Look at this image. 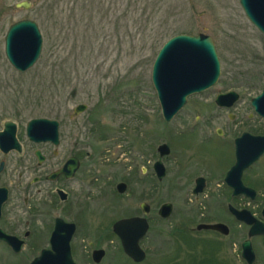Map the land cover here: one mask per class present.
Returning <instances> with one entry per match:
<instances>
[{"label": "rangeland", "instance_id": "rangeland-1", "mask_svg": "<svg viewBox=\"0 0 264 264\" xmlns=\"http://www.w3.org/2000/svg\"><path fill=\"white\" fill-rule=\"evenodd\" d=\"M22 2L27 9L16 7ZM0 12V122L15 116L56 119L62 124L59 158L71 147L82 158L73 188L85 217L74 240L75 260L93 264L90 255L99 248L105 252L99 264H134L112 226L141 216L139 206L146 203L150 229L140 243L146 253L140 264H244L239 243L245 231L226 214L223 197L192 194L194 179L208 168L204 164L226 158L214 135L228 128L227 113L212 105L214 95L229 89L242 94L232 113L244 118L249 98L264 90V36L239 1L3 0ZM22 19L37 23L42 35L41 55L25 73L7 65L2 43L8 26ZM179 34L211 37L221 73L204 96L188 100L163 123L151 68L160 47ZM82 104L87 111L74 118L73 110ZM193 124L196 131H188ZM205 130L212 140L204 139ZM145 142L171 149L161 183L142 173L149 167ZM119 182L128 185L121 196L115 190ZM165 203L173 212L161 220L157 210ZM218 222L230 228L229 236L195 230ZM256 248L255 264H264L262 241Z\"/></svg>", "mask_w": 264, "mask_h": 264}, {"label": "flooded vegetation", "instance_id": "flooded-vegetation-1", "mask_svg": "<svg viewBox=\"0 0 264 264\" xmlns=\"http://www.w3.org/2000/svg\"><path fill=\"white\" fill-rule=\"evenodd\" d=\"M2 1L0 0V3ZM3 19L2 12H0V32L4 25ZM24 20L30 21L29 19L19 21ZM14 23H11L8 29ZM8 29L2 37L3 52ZM6 61L7 65L14 69L7 59ZM207 91L191 96L188 100L204 96ZM228 93H235L236 101L225 106L231 103L232 99L230 98L225 100L224 104L217 105L218 95ZM256 97L258 95L249 98L247 108L250 113L243 118L232 113L242 102V94L229 89L214 95L211 101L212 105L220 112L227 113L224 117L228 119L226 125L228 128L223 131L219 130L214 135L217 147L222 149L226 158L220 163H218L220 160H215L204 164L208 168L203 173H199L192 186V194L195 198L210 193L221 195L223 197L222 206L226 214L237 223L239 228L244 229V237L239 243L241 261H243L241 256L244 242H250L255 257L257 241H262V246H264V234L249 238L251 225L245 221L249 219L252 225L258 223L264 227V139H261L264 138V117L260 116L252 106V100ZM86 111L87 108L78 114H83ZM78 114L74 109L73 117L76 118ZM41 119L48 121L41 125L49 130L51 138L47 141L36 142L28 136V125L33 120ZM211 119L213 118L207 117V121ZM52 122L57 124V143L52 140L54 131ZM41 125H35L33 128L36 129V126L41 128ZM61 126L60 121L48 117L25 121L21 117L15 116L12 119L5 118L0 122V264H34L37 258L39 259L43 254L51 251L53 238L56 243L59 240L60 242L67 240L68 225L73 226L68 246L70 257L75 264H79L75 260L78 249L74 246V240L85 215L81 197L73 187L74 183L79 180L76 178L83 162L79 151L73 154L75 147L69 148L68 152L66 151L61 159L59 158L60 147L63 145L59 132ZM197 126L198 124H193L188 131L195 132ZM204 134H207L206 130ZM205 137L204 139L208 141L212 140L210 135ZM76 140L74 139V143ZM163 145L169 149L167 155H162L160 147ZM145 148L148 153L145 156H149V159L145 161L149 167H143L142 173L149 174L151 178L161 183L167 176V164L171 149L165 143ZM58 158L60 160L57 162ZM158 162H161L165 168V177L162 180L158 179L157 171L154 169V165ZM93 178L94 185L96 177ZM79 183L83 190L88 188L89 183L84 184L82 181ZM119 183L126 184L125 182ZM126 186L128 189L127 184ZM195 191H199L198 194H195ZM233 211L237 213L238 217L232 213ZM158 219L162 220L159 216ZM118 242L120 243L119 239ZM98 250L101 249L92 250L90 255L93 264L96 263L93 261L92 255ZM56 253L58 254V247ZM255 262L256 258L253 264Z\"/></svg>", "mask_w": 264, "mask_h": 264}, {"label": "water", "instance_id": "water-1", "mask_svg": "<svg viewBox=\"0 0 264 264\" xmlns=\"http://www.w3.org/2000/svg\"><path fill=\"white\" fill-rule=\"evenodd\" d=\"M246 18L250 23L264 35V0H238ZM18 8L27 9L25 3L17 4ZM37 23L32 21H19L13 24L7 31L5 37V57L12 67L19 72H25L32 68L40 57L42 49V36L39 33ZM213 39L207 35L192 36L179 34L169 38L157 53L151 68V81L153 89L157 94L160 103L162 116L165 121L173 119L175 114L184 107L188 96L204 91L217 82L220 76V62L216 55ZM232 99L229 106L237 99L235 93L218 95L217 105L224 104L225 100ZM255 111L264 117V91L261 95L252 100ZM87 107L78 105L75 113H82ZM48 121L33 120L28 125V136L36 142L50 140L49 130L41 124ZM35 125H41V128ZM54 131L52 140L57 143V124L52 122ZM3 135V134H2ZM264 139V138H261ZM162 155H167L169 149L163 145L160 147ZM157 177L162 180L165 177V168L161 162L154 165ZM236 188V187H235ZM127 186L119 183L116 186V193L122 195L126 192ZM199 191H195L198 194ZM143 217H132L115 222L112 231L119 237L124 254L134 263H141L145 259V252L140 247V241L147 235L149 224L146 216L150 207L147 204L139 206ZM173 206L170 203L163 204L157 214L162 219H168L172 215ZM238 217L235 211L232 212ZM251 225L249 238L264 234L262 224H254L249 219L245 220ZM69 233L67 240L56 243L52 239L51 251L43 254L34 264H74L70 257L69 241L73 233V226L68 225ZM197 231H215L223 236L229 234V228L223 224H200ZM66 242V243H65ZM58 247V254L56 248ZM60 248V249H59ZM103 250L95 251L93 261L100 263L104 257ZM250 242L242 245V259L247 264L255 261Z\"/></svg>", "mask_w": 264, "mask_h": 264}]
</instances>
